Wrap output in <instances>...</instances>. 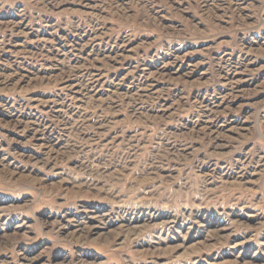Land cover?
<instances>
[{
  "label": "rangeland",
  "instance_id": "374dc122",
  "mask_svg": "<svg viewBox=\"0 0 264 264\" xmlns=\"http://www.w3.org/2000/svg\"><path fill=\"white\" fill-rule=\"evenodd\" d=\"M0 264H264V0H0Z\"/></svg>",
  "mask_w": 264,
  "mask_h": 264
}]
</instances>
